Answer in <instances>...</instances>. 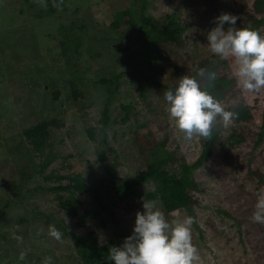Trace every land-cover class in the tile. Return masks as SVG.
I'll use <instances>...</instances> for the list:
<instances>
[{"label":"rangeland","instance_id":"1","mask_svg":"<svg viewBox=\"0 0 264 264\" xmlns=\"http://www.w3.org/2000/svg\"><path fill=\"white\" fill-rule=\"evenodd\" d=\"M252 2L253 0H247L249 12H252ZM103 5L104 0H69L66 8H58V13L52 19L57 25L70 17L79 22H83L85 18L91 21L90 29L85 33L84 44L79 50L81 65L90 67L88 72L83 74L89 90L87 101L81 106H76L68 96L62 99L63 103L53 105L50 99L45 101L43 98L44 91L51 86L50 78L54 77V73H49L50 69L54 72L58 67L56 62L48 60L51 57L52 45L44 36L46 23H50L51 19L37 18V7L31 8L24 0H0V91H12L10 96L0 92V184L4 186H0V212L7 200L17 191L16 185L18 187L21 183L19 176L10 177L11 181L8 180L9 173L17 168L12 161V151L25 143L22 131L43 118L49 120L58 117L65 123V127L55 132V143L74 163V169L97 176L90 182L107 179L104 164L98 166L99 156L103 151L107 153L110 162L119 156L120 166L116 171L120 182L134 180L145 172V165L134 144L136 134L142 137V140H153L154 144L158 142L163 145L165 142L163 152L159 151L160 157L166 152L178 160L182 157L185 163L192 165L202 153L200 139L185 140L170 122L164 94L178 85V79L172 77V66L185 67L189 69V74L197 73L194 72L196 65L204 58L215 55L208 47L207 35L216 27L214 21L221 14L239 18L233 0H109L105 10L100 8ZM86 6H92L95 12L92 13ZM77 8L80 9L78 14ZM125 8L132 10L139 25L142 24V16H145L151 19L152 24L164 27L168 23V17L174 14L178 25H190L186 34L191 40L185 39L186 44L182 48L176 47L172 42L167 50L164 47L158 50L149 45L143 46L142 59L138 61L126 48L117 45V39L125 31V27L117 32L109 29L112 14ZM240 24V21L236 22L233 27L239 29ZM97 37H100L98 41ZM93 48L95 51L101 49L104 54L101 60L92 59L94 53L90 50ZM130 48L132 49V46ZM216 60L223 59L218 57ZM222 68L223 65L219 71L227 73L228 80L233 79V89L227 99L222 101L225 110L242 100L253 106V119L249 122L233 121L227 128L222 124L218 126L220 140L216 144L215 158L220 162L225 152L236 158V163L227 172L230 183L210 162L193 173L199 185L195 195L202 202V210H205L201 222L197 224V221H193L191 225L192 243L199 256V260L193 264H261L257 257L264 254V233L254 228H250V234L247 233L248 226H241L232 218L237 215L239 202H232L229 198L234 199V190L238 185L243 184L245 192L253 194L264 189V185L248 172L250 157L262 153L264 158V140L255 147L258 134L264 126V88L254 92L244 90L234 76V62H231L229 67ZM27 69V74L37 79L33 81L36 85L34 95L18 98L14 95L22 93L24 89L28 92L30 87L25 78ZM39 71H42V74L37 75ZM122 72L125 74L120 78L119 86H111L110 92L99 84H94V81L104 76ZM128 72L135 73L136 78L133 80ZM79 75L82 76L81 73ZM124 105L134 109L126 121L123 120L127 116L123 110ZM90 129H94V139L89 133ZM61 141L65 143L62 144ZM169 168L178 170V162L176 165L170 164ZM262 171L264 172V167ZM42 183L46 185L41 176L25 183L28 189L35 190L27 195L28 208L32 210L37 207L41 213L50 216L54 221L64 219L65 211L59 208L53 195L37 189ZM152 187L154 185L148 183L139 189L140 196L136 206L142 211V198L148 200L146 195ZM85 200L90 205L89 210L95 211L99 208L94 193H89ZM19 207L16 208L17 211ZM156 208L162 211L157 202ZM115 211L119 223H109V227L104 229L100 227L98 217L91 220L81 231H94L104 243L105 240L107 242L112 239L122 246L125 238L133 234L135 222L126 218L125 210ZM8 212L16 213V210L12 208ZM103 217L109 215L104 212ZM187 217H190V214L186 211L179 214L178 218L168 219L165 216L169 222ZM19 229L22 228L7 219L2 223L0 232L3 230L4 234L13 239L16 238L13 233ZM22 231L27 232L24 228ZM22 235L17 236L22 238ZM25 239V246L20 251L25 254V258H19L22 264L29 263L27 252L33 253L31 258L37 261V264H42L46 257L52 258V264H65L67 259L60 260L56 257H62L72 251L71 243L57 241L49 235V228L44 222L29 231V237ZM0 243L5 245L4 241ZM37 249L40 251L37 252ZM0 262L5 264L1 257ZM9 262L16 264L14 257L6 264Z\"/></svg>","mask_w":264,"mask_h":264},{"label":"trees","instance_id":"2","mask_svg":"<svg viewBox=\"0 0 264 264\" xmlns=\"http://www.w3.org/2000/svg\"><path fill=\"white\" fill-rule=\"evenodd\" d=\"M24 1L30 4L31 8L37 7V18L43 20L47 18L51 19L50 23H46L44 36L51 41L52 45L51 57L48 60L56 62L58 67L54 72L50 69L49 73L51 75L54 73V77L50 78L52 82H50L51 86L48 87L47 91H44L43 98L45 101H47L46 99H50L53 105H57L63 103L62 99L69 96L70 101H73L76 106H81V104L87 101L89 93L86 86L87 81L84 80L83 74L88 72L90 67H83L81 65V53L79 50L84 44L85 33L90 29L91 21L85 18L83 22H79L70 17L68 20L59 23V25L55 24L52 19L56 16L59 9L54 4H59V8L65 9L69 0H62V3L61 0H44L43 4L40 3V0ZM108 2L109 0H104V5L100 8L105 10ZM233 3L237 6L236 13L239 15L237 22H241L239 29L249 28L251 30H258L261 35H264V0H253L252 12L247 10V0H233ZM86 8L92 13L95 12L92 6H86ZM92 8L93 10H91ZM77 10L76 13L78 14L80 9L77 8ZM110 20H112L109 25L111 31L117 32L125 27V31L117 39L118 47L126 48V51H129V54L131 53L135 58H138V61L142 59L143 46L149 45L158 50L164 47L167 50L169 44L172 42L176 47L182 48L186 44L185 39L191 40L186 34L190 25H178L174 19V14L168 17V23L164 27L152 24L151 19L145 16H142V24L139 25L130 8L115 11ZM229 26L225 24L224 27L228 28ZM99 38L97 37L96 41ZM93 50H90L91 53H94V56H91L92 59L101 60L104 57L101 49L98 51ZM218 57L220 56L212 55L204 58L196 65L194 72L197 71V73L193 74H189V69L185 67L174 65L172 66V77L175 79H179L183 75L195 77L197 80H200L203 88L210 92L214 98L224 101L227 99L231 89H233L231 84L233 79L231 78V81L228 80L227 73H223L219 69L222 65L223 68L229 67L233 59L229 58L218 61L216 60ZM199 69H206L208 72L216 73L217 78L212 82L211 86H209L206 79L198 76ZM27 72L28 69L25 72V78L28 84L30 83V87L28 88V92L24 89L22 93L14 95L18 96V98H22L23 95H34L33 90L36 85L33 81L37 79L32 78ZM80 73L82 76L79 75ZM128 73L133 80L136 78L135 73ZM1 74L2 72L0 71V79ZM40 74H42V71H39L37 75ZM124 74L125 72L104 76L94 81V84H99L110 92L111 86H119V80ZM176 87L178 85H175L171 90L174 92ZM9 91L0 92L10 96L12 91ZM123 110L127 115L123 120L126 121L134 109L131 106L124 105ZM226 110L238 113V118L234 120L235 122H249L253 119V106L244 103L242 100L240 103ZM106 117L107 111L105 110ZM63 127H65V123L59 120L58 117L49 120L43 118L33 126L22 131L25 143L20 144L18 148H14L15 150L12 151V161L17 168L9 173L8 180L11 181L10 177L17 178L19 176L18 180L21 183L18 187L16 185L15 191H17L14 192L13 197L7 200L0 212V229L2 228V223L8 219L16 226L24 228L27 232L19 229L16 233H13V235H16V238L10 239L1 230L0 240L4 241L5 245L0 243V257L4 259L5 264L11 257L15 258L16 264H22L19 258L21 256L20 251L25 246V237L28 238L29 231L39 226V223L42 222H44L47 228L54 225L62 233V240L72 244L71 252L63 254L62 257H56V259H67L65 264H77L79 262L82 264H114V261H109L107 256L111 247H119L120 245L112 239L107 242L105 240L104 243L94 231L83 233L81 230L86 228L91 220L99 217L100 227L106 229L109 227V223H119V217L115 210L122 209L126 211V218L135 222L136 213L143 212L136 206L140 196L139 189L151 183L154 187L149 190L146 197L148 200H154L159 203L163 214L168 219L178 218L179 214L186 211L190 214L192 220L195 223L197 221L198 224V222H201L205 210H202V202L195 195L199 190V185L193 176L194 171L201 168L205 163L210 162L215 169L221 171L223 178L227 182H231L227 176V172L236 163L235 156L225 152L223 159H220L221 161L218 162L214 155L217 141L220 140L218 126L214 127L211 140L200 139L203 150L200 157L192 165L185 163L182 157L178 160L172 154L166 152L160 157L159 151L163 152L165 142L163 145L157 141L154 144L153 140H147L146 138L142 140V137L136 134L134 136V144L137 146V153L145 165V172L134 180H126L124 182L118 180V172L116 171V168L120 166L119 156L114 157L113 161L110 162L105 151L99 156L98 166L104 164L107 179L90 182L97 178L94 173L87 175L79 169H74V163L59 150L54 140L55 132ZM89 133L94 139V129H90ZM258 136L255 147H258L264 140V126ZM61 143L65 142L61 141ZM176 162H178V170L169 168L170 164L176 165ZM248 163L250 176L256 178L261 185H264V172L262 171L264 167L263 154L259 153L250 157ZM37 176H41L46 183V185L43 183L39 184L37 189L53 195L59 208L65 211L64 219L54 221L50 216L41 213L37 207L32 210L28 208V204L26 203L27 195L35 190L28 189L25 183ZM0 186L4 187L2 184ZM89 193L95 194L96 203L99 205V208L95 211L89 210L88 207L90 205L85 200V197ZM257 194L245 192L244 185L242 184L238 185L234 190V199L229 198L232 202L234 200L239 202L237 215H233L232 218L241 226L243 224L247 225L246 232L249 234L250 228L264 233V225L255 223L252 219L257 202ZM104 202H107V204ZM17 207H19V211H17ZM12 208L16 210V213L8 212ZM104 212L109 217H103ZM21 234L24 236L22 235L21 239H17ZM39 251L37 249V252ZM31 256H33V253L27 252L28 264H37V261L31 258ZM257 260L261 264H264V254H260ZM9 264L14 263L9 262Z\"/></svg>","mask_w":264,"mask_h":264},{"label":"clouds","instance_id":"3","mask_svg":"<svg viewBox=\"0 0 264 264\" xmlns=\"http://www.w3.org/2000/svg\"><path fill=\"white\" fill-rule=\"evenodd\" d=\"M237 19L230 14L217 17L216 27L207 35L208 47L221 59H233L234 76L244 90L259 91L264 88V35L258 30L233 27ZM225 24L230 25L227 30ZM198 76L206 79L209 86L217 78L215 72L206 69H199ZM164 95L170 122L188 141H209L214 127L222 124L227 128L238 118V113L225 110L222 101L214 98L195 77L181 76L174 92L169 90ZM142 201L144 211L136 213L133 234L125 238L122 246L110 248L108 260L114 264H193L199 260L192 243V218L169 222L156 208V201L145 197ZM252 219L264 225V189L257 194ZM49 235L62 242V233L54 225L49 226ZM24 258L22 253L20 259ZM42 264H52V258L46 257Z\"/></svg>","mask_w":264,"mask_h":264}]
</instances>
